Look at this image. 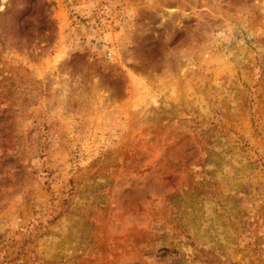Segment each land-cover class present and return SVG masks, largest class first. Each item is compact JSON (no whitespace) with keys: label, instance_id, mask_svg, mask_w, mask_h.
<instances>
[{"label":"rangeland","instance_id":"1","mask_svg":"<svg viewBox=\"0 0 264 264\" xmlns=\"http://www.w3.org/2000/svg\"><path fill=\"white\" fill-rule=\"evenodd\" d=\"M0 264H264V0H0Z\"/></svg>","mask_w":264,"mask_h":264}]
</instances>
